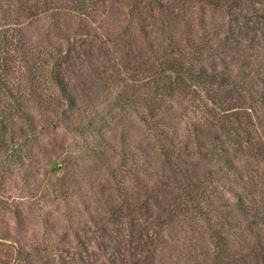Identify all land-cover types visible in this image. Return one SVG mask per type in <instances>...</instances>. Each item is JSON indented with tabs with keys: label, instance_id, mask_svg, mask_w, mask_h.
<instances>
[{
	"label": "rangeland",
	"instance_id": "obj_1",
	"mask_svg": "<svg viewBox=\"0 0 264 264\" xmlns=\"http://www.w3.org/2000/svg\"><path fill=\"white\" fill-rule=\"evenodd\" d=\"M0 264H264V0H0Z\"/></svg>",
	"mask_w": 264,
	"mask_h": 264
}]
</instances>
